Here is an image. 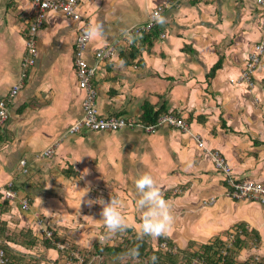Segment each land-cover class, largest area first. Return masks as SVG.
<instances>
[{"label":"crops","instance_id":"obj_1","mask_svg":"<svg viewBox=\"0 0 264 264\" xmlns=\"http://www.w3.org/2000/svg\"><path fill=\"white\" fill-rule=\"evenodd\" d=\"M32 1L0 0V97L10 100V118L0 131V187L12 181L18 191L15 199H0V224L28 246L3 236L0 242L23 264H65L61 251L45 242V228L83 254L99 241L113 243L117 233L105 230L103 205L88 203L99 197L124 200L128 228L140 233L144 209L137 207L135 182L151 173L173 206L166 236L176 246L196 251L245 225L252 237L236 259L252 264L259 257L264 264V204L228 196L207 151H221L236 179L264 182V55L252 89L230 81L264 35V7L256 0H81V14L104 29L85 53L97 68L99 114L151 123L150 115L172 111L190 130L161 125L150 132L124 127L68 134L84 115L86 92L75 66L81 22L47 10L36 33L35 62L25 68L27 31L37 14ZM159 4L167 5L148 50L143 34L131 33ZM110 45L113 53L99 59V49ZM133 47L139 49L134 57ZM14 85L20 88L10 99ZM56 141L54 154L42 156ZM211 198L213 204L205 203ZM159 236L150 239L156 244Z\"/></svg>","mask_w":264,"mask_h":264},{"label":"built area","instance_id":"obj_2","mask_svg":"<svg viewBox=\"0 0 264 264\" xmlns=\"http://www.w3.org/2000/svg\"><path fill=\"white\" fill-rule=\"evenodd\" d=\"M81 0H33L34 5L37 7L36 20L33 21L27 31V55L24 59L23 66L28 68L35 62L37 55L36 48V33L38 28L43 24L45 19V12L49 9L58 10L63 12L66 16L81 22L78 28L76 49H75V66L78 77L79 86L85 90L84 100V112L83 116L71 124L68 130V134H75L83 129L89 130H118L124 127H140L144 131L150 132L161 125H170L180 128L184 131H189L190 126L183 117L177 116L174 112L169 111L167 113L159 115L156 121L152 123H144L142 121L134 120L124 117L122 115H108L104 116L99 114V109L96 104V86L94 85V78L97 72V68L90 65L86 58V51L89 46L90 40L84 35V30L90 25L88 19H86L79 11V2ZM178 0H174L177 3ZM257 3L264 7V0H256ZM167 4L156 5L150 13L149 20L141 25L135 27L131 34L141 35L145 31H151L160 22V17H163V13ZM161 37H164V33H160ZM115 47L110 45L109 47H103L98 51V58L104 59L109 57ZM264 55V35L250 50L244 68L242 69L237 79H230L232 83H246L248 87L255 85V72L260 65ZM20 85H14L9 92L10 99L14 97ZM9 99L0 97V131L5 127L7 121L10 118ZM197 142L204 146L202 138L199 135H195ZM59 142H55L54 145L48 147L42 152V156L50 157L55 152V147ZM211 157L215 168L222 173L223 180L227 186L226 193L228 196L234 199L240 200H256L264 204V182L254 181L250 179L238 180L233 175L232 166L223 153L217 149L207 150ZM24 164L25 161L23 160ZM18 196V191L14 186V182L10 181L4 187H0V199L12 200ZM214 198L206 200L205 203L213 204ZM22 206L29 208V200L27 198L22 199ZM241 229H234L230 231L227 238V245L221 250L223 255L229 253L230 248L235 247L236 235L241 233ZM43 235L46 239H49L53 245H55L61 252H63L64 260L66 264H86L85 255L66 239H63L56 235L53 229H43ZM103 238V237H102ZM104 239V238H103ZM162 249L170 248L173 252H177V247H171L168 245L167 240H163L159 243ZM194 264H208L204 259L195 257L192 260ZM260 259L256 257L253 259L252 264H259ZM0 264H9V258L4 248H0Z\"/></svg>","mask_w":264,"mask_h":264},{"label":"trees","instance_id":"obj_3","mask_svg":"<svg viewBox=\"0 0 264 264\" xmlns=\"http://www.w3.org/2000/svg\"><path fill=\"white\" fill-rule=\"evenodd\" d=\"M159 23L160 22H158L153 30L145 31L143 33V40L141 44L145 45L148 50H151L154 41L159 36ZM138 51L139 49H137V47H133L131 56L134 57ZM219 66H221L220 60L213 66L210 72L211 76L214 75ZM147 113L151 114L150 112ZM149 117L151 118L149 120L151 123L157 119V116L155 115H152V117L150 115ZM245 227V225H240L235 228L236 230H242L241 233L236 235L235 246H237V249H229V253L227 255H223L221 250L227 245L228 233L225 235L224 239L217 237L213 243L203 245L199 250L192 251L191 249L193 245H189V247L181 249L166 235H160L158 242L154 244L151 241L150 236H144L141 238L139 232H134L133 229L130 228L124 232H117L115 238H112L114 240L113 243H110L109 241H99L95 243L93 249L84 255L86 257V264H88V262H90L93 258L97 264H194L190 263V261L198 256H201V258L208 264H240V262L236 259V254L239 251L238 249L246 245L248 239L252 237L251 231ZM5 230L6 228L2 227L0 224V237L3 236L10 241L22 242L26 245V247L28 246V244L24 243L23 240L18 239V237L14 235L15 233L6 232L5 234ZM163 240H167L168 245L171 247H177L178 251L175 253L170 248L162 249L159 243ZM45 242L53 245L49 239H46ZM134 246L139 248V256L137 257H131L126 254L128 250ZM0 248L5 249L9 258V264H23L25 262V259L19 257L18 254L13 252L12 249L6 245V243L4 244L0 242ZM61 254L64 257L63 252H61ZM153 256L157 258L155 261L152 260Z\"/></svg>","mask_w":264,"mask_h":264},{"label":"clouds","instance_id":"obj_4","mask_svg":"<svg viewBox=\"0 0 264 264\" xmlns=\"http://www.w3.org/2000/svg\"><path fill=\"white\" fill-rule=\"evenodd\" d=\"M163 21V17H160ZM103 24H90L85 30L84 35L91 40L103 34ZM136 188L139 198L136 200L137 207L144 209L142 226L140 230L141 238L144 236L166 235L171 228L174 215L172 204L162 195L156 178L151 173H145L137 178ZM88 203H99L103 205L101 209L102 220L105 230L109 233L124 232L128 229L129 223L123 209L126 202L121 199L111 197L110 202H106L103 197L89 199ZM131 257L139 256V248L132 247L126 253ZM157 258L152 257L155 261Z\"/></svg>","mask_w":264,"mask_h":264},{"label":"rangeland","instance_id":"obj_5","mask_svg":"<svg viewBox=\"0 0 264 264\" xmlns=\"http://www.w3.org/2000/svg\"><path fill=\"white\" fill-rule=\"evenodd\" d=\"M255 86V85H254ZM253 86V87H254ZM253 87H248L249 89H252ZM230 249H233V250H235V249H237V246H235L234 248H230ZM193 259V258H192ZM190 263H192V260L190 261Z\"/></svg>","mask_w":264,"mask_h":264}]
</instances>
